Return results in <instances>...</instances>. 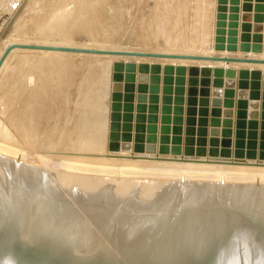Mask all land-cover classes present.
I'll return each mask as SVG.
<instances>
[{"label":"rangeland","instance_id":"1","mask_svg":"<svg viewBox=\"0 0 264 264\" xmlns=\"http://www.w3.org/2000/svg\"><path fill=\"white\" fill-rule=\"evenodd\" d=\"M20 1L0 0V17L7 15L10 18L9 21L7 20L8 18L3 20L2 25H0V52L9 42L38 44L56 42L68 46L75 45L78 47L100 48L105 50L156 51L205 55L218 54L264 58V0H261V9H263L261 11L263 16L261 26L263 28L259 31V34L263 36L261 41L257 39L258 32L253 30V27L256 26V21L252 18L250 21H246L250 24L249 29L242 30L241 28V24L244 22L241 19L243 14L248 12L253 17L256 13L254 10L255 6L260 0H24L19 10L14 11L15 9L13 10L11 3L17 2L18 4ZM246 2H250L252 5L250 11H243V5ZM233 20L234 22H238L236 28L231 25ZM243 37L245 40H243ZM253 37H256L257 40L253 39ZM233 38H235V42L232 41ZM242 42L261 44L263 51L261 53H253L247 50L246 52L240 51L238 46ZM229 44H236L237 50H227V45ZM215 45L221 46L222 48L215 50ZM12 52L6 58L7 61L4 64L6 67L3 66L4 69L0 72V127L4 129H0V133H2V135L0 134V143H3L0 144V146L3 145L0 148L2 150L0 151L2 153H0V206L2 204V197L4 198L10 192L11 182L8 170L11 168L10 164L12 165L16 160L25 163L28 162L37 167L41 166L40 168L41 170L44 169V172L46 170L45 168H47L46 175H48L49 180L56 187L55 190L58 196L61 199L63 198V201L70 203L73 211H79L83 215H85V212L88 215L93 212L94 214L98 213L97 215L99 213L102 214L104 218L101 215H99L100 218H95L97 215L95 214V216L93 214L97 222L99 221L102 224L109 218L108 216H114L113 218H116L115 215H118V213L119 217L121 214L129 215V213L132 217L133 214L137 217H142V215L145 217V215L159 214L161 212V214H165V209L163 208L166 207L167 200L173 197L172 195L176 192L174 186L178 176L175 177L177 171L173 163L189 162L188 160L182 161L180 159L183 157L186 158L185 156L199 158L193 159L192 161L191 159L189 160L191 163L194 162L197 165L195 168V164L193 163V168H195L193 170L194 174L197 173L198 175L202 171L204 173L203 175L200 174L201 176L193 174V178L190 179L188 184L193 185L192 187L196 186V188L203 186L206 190L208 189V184L204 182L210 179V174L207 178L203 179L204 181L201 179L199 180L201 182H199L196 179H200L202 176L204 178L209 173L207 165L212 164V162H217V159L222 160V157H217V159H215L216 157L208 156L200 157L208 152L209 149L211 150L212 147L216 148L217 156H221L223 152H227V155H229L234 150L235 153L237 152V155L244 156L242 159L245 162L240 164H245L246 167H259L260 165L264 167V66H254L244 63L230 64L228 66V68L235 70V74L229 77L223 76L222 78L223 80L232 78L235 81L233 116L231 117L230 126H227L223 117H221L220 131L222 133L223 130L226 134L224 136L219 135L214 139L208 133L203 134L201 132L203 125L199 115L197 116V113L188 111L189 106L199 108L198 100L202 96L199 90L202 86L204 87L202 84H212L213 76L212 74L209 76L201 74L191 75L187 71V68L192 66V64H197L198 66H202L203 64L222 66L220 63L212 64L209 61H193L192 63L191 60L177 62L176 60L111 57L110 55L82 53H76L75 55L74 53L62 52L42 53L39 50L26 49H14ZM117 60L134 61L137 65L142 62L149 64L159 63L161 68L167 63L185 65V72L178 73L176 77L171 73V81L169 82L166 81L168 76L166 77L162 70L160 72L158 82L160 86L158 110L155 113L157 116L155 131L148 130V125L152 123L147 121L150 115L147 109L142 113L145 116L143 122L137 120V116L141 112L136 110L138 104L137 96L139 95L136 86L139 84V72L135 71V79L132 82L134 85L132 91L134 96L133 110L131 111L132 119L125 121L121 109V115L116 120L119 127H121L118 130L119 137L115 139L110 137L112 133L111 114L113 112L111 108L114 84L113 64ZM147 74L150 75V73ZM192 77L196 79L195 83L191 82ZM121 83L124 84V80ZM145 83L149 84V80H146ZM166 84L168 85L166 86ZM191 84H195L193 85L195 92L192 94L189 93ZM181 87L182 91H180ZM166 88L169 89L166 90ZM208 88L210 90L211 85H208ZM163 90L166 91L163 92ZM121 92L124 94L123 89H121ZM189 96L195 97L197 100L196 103H189ZM161 102H163V105ZM121 103L123 104L124 102L121 101ZM145 104L148 106L149 103L146 101ZM206 117L207 120L210 118L209 112ZM127 123L130 126L124 130L123 127L127 126ZM138 127L139 129H137ZM207 128H209L208 124ZM127 130L130 132L129 136H131V139L124 141L122 135ZM166 137V144L160 146L161 144L157 142ZM152 138H154V142L149 140ZM211 139L213 143H210ZM114 141L119 145L127 143L129 149L125 151H121V149H118L119 151L110 150L109 145ZM151 143H153V151L147 149L151 147V145H148ZM136 144L141 146V149L136 150ZM4 146L6 149L3 148ZM7 149L8 151H6ZM11 150H16L14 151L16 154L14 153L13 155V151ZM238 158L240 157L234 158L235 161L241 160V158ZM228 159L226 158L225 161H228ZM75 161L76 165H74ZM171 161L173 165L169 164ZM163 162L165 166H163ZM79 163L84 167L80 166L81 164L79 165ZM131 163L135 164L133 165ZM198 163L200 166H198ZM145 164H149V168H147V165L144 166ZM105 165H108V168ZM135 165L141 168L135 167ZM74 166L76 168L78 166V170ZM88 166H90L89 169ZM150 166H153L154 169H150ZM172 166L175 168L174 172L171 170L175 174L173 176L168 171ZM262 167L258 168L259 173H255L257 171L256 169L251 173V170H248L249 172L246 171L247 174L245 172V175L241 174L239 176L240 178L242 177L241 179H238L239 177L236 176L237 179L232 178L231 180H227L230 184H235L234 186L238 188V191L243 189L241 190L242 192L249 185L251 189L247 188L244 191L245 193L241 192V199L240 196H237L240 200H246L247 202L245 201V206L240 205L239 207V204H237L239 199L234 197L233 194L229 196L232 202L229 198L225 199L226 197H224L223 200L220 195L215 194L213 204H218L221 207L217 205V208H215L214 206V211L216 209L215 212L219 209L221 211L219 210L220 212L211 216V218L215 220L221 219L224 213L222 211L225 208H233L232 206L234 205L237 206H234L236 209L241 208V212H244V214L247 212H249L248 214L256 213L258 207L253 205V209H250L252 208V204H249L248 199L249 197H253L252 195H254L255 189H257L256 186L259 183L256 184V181L253 180H257L260 177L257 178L258 174L260 175L262 172L260 170ZM144 168H147V170ZM197 168H199V172H195ZM117 169L119 171L121 170L122 174L118 175L121 171L117 172ZM128 170L131 172L127 173ZM50 171H54L52 172L53 174ZM57 171L58 173L61 172L60 175ZM167 171L171 175H168ZM54 175L59 176H56L59 179ZM65 175L67 176L66 178H64ZM74 175H78V179L74 178ZM88 178L92 181L91 183ZM70 179H74L75 183H82V180H84V184L86 182L90 184L95 182V186L94 183L92 185L94 186L93 188L90 184L89 186L88 184L81 185L77 183L75 185L80 186V189L78 188L79 186L77 187L79 189L77 191V188L74 187L73 180ZM112 179L118 181L115 182ZM193 179L195 180L193 181ZM126 180L127 183H130L127 184ZM238 182L241 183L239 184ZM252 183L254 186L251 185ZM124 184L126 187L129 186L125 189ZM108 185L111 187V190H109ZM240 185L243 186L240 187ZM122 187L124 190L120 189ZM236 187L234 188L235 190ZM252 187L253 189L255 188L254 191ZM70 190H72V193L76 190L75 193L79 192V196H77V193V195L70 193L71 196L69 197L68 192ZM103 190H106L107 193ZM99 191L100 193H98ZM111 191L113 194H111ZM247 191H249L248 194H246ZM89 192L90 194H87ZM102 193L104 195H101ZM203 194L202 191L199 192L200 196ZM91 195L94 199L92 197L90 198ZM200 196L198 197L200 198ZM216 196H219V198ZM236 199H238L237 202ZM79 201L82 202L79 203ZM220 201H222V205ZM117 203L119 205L116 208ZM198 203L192 205L193 207L191 208L193 209H184L181 211L182 214L181 212L176 213L177 215L175 217L178 214L181 217V220L177 217L179 221H176L180 224L178 223L179 229L176 225V231L179 230L181 232L184 230L182 228H185V224L191 220L192 216L195 217L197 213L200 215V211L204 209V212L206 210L209 211L208 205L202 202L200 203L202 206ZM247 203L250 205L249 207L246 205ZM3 204L5 208L8 207V202L4 201ZM226 204L230 207H227ZM256 207L257 209L254 210ZM116 209L120 211L116 213ZM126 209L132 210L127 211ZM104 211L108 215H104ZM121 211L123 212L120 214ZM195 211L198 212L196 213ZM110 212H112V215H109ZM189 212L191 213L190 215L188 214ZM204 212H202V216L200 215L202 217L201 220L205 217L210 218L209 213L205 214ZM184 214L186 216H183ZM187 215L191 218L189 220L187 218L186 221L184 218ZM125 217L122 218L123 221ZM130 217V220L135 219V217L134 219ZM101 218L106 220L102 221ZM125 220L124 223H127L128 220ZM196 220L198 219L196 218L191 221L196 222ZM114 221L111 224L116 225L118 221L113 223ZM97 222L95 221V227L96 225L99 226ZM119 222L118 227L122 224L121 221ZM165 223L166 220L163 224L161 222L162 225H160L163 226ZM5 228L7 227H0V234L5 231ZM24 236L21 235L19 238L23 242H28V238H24ZM95 247L98 248V246L91 245L89 251L91 253L94 252ZM110 249L112 252H116L115 249L117 250L116 247H110ZM250 255H254L251 247Z\"/></svg>","mask_w":264,"mask_h":264},{"label":"water","instance_id":"2","mask_svg":"<svg viewBox=\"0 0 264 264\" xmlns=\"http://www.w3.org/2000/svg\"><path fill=\"white\" fill-rule=\"evenodd\" d=\"M24 0L11 3L14 11L19 10ZM17 4V5H16ZM16 5V6H15ZM262 3L261 0L255 6L256 13L253 17L246 12L242 16L241 28L249 29L250 24L246 21H250L252 18L256 21V26L253 30L258 32V41L262 40L259 31L262 30L261 21L262 16ZM252 5L250 2H246L243 5V11H250ZM7 15L0 17V25L3 20L7 19ZM235 19V18H234ZM8 21L10 18L7 19ZM233 27L238 26V22L231 23ZM257 35V34H256ZM245 37V35H244ZM243 37V40H245ZM257 37V36H256ZM256 37L253 39L257 40ZM235 42V38L232 40ZM221 46L215 45L214 49H221ZM14 49H26V50H41V51H56L66 53H82V54H99V55H111L121 57H147V58H158V59H177V60H192V61H209L212 64H219L222 66H211L204 65L198 66L197 64L187 68V71L191 75L201 74L209 76L212 74V84H202L199 90L202 95L198 104L201 112L199 118L203 128L201 132L207 134L216 139L217 136H224L226 133L220 129L221 117L227 126L231 125V117L233 116V106L235 100V84L232 78H226L223 80V76L229 77L235 74V70L228 68L230 64H259L264 65V58L248 57V56H229V55H205V54H191V53H175V52H156V51H133V50H105L100 48H89V47H78V46H58V45H47L38 43H10L8 44L0 55V68L4 63L9 53ZM240 51H252L253 53H261L263 47L261 44H249L242 42L238 46ZM227 50H237L236 44L227 45ZM223 63V64H221ZM113 94H112V114H111V129L112 133L110 137L112 139L119 137V127L116 120L121 115V109L123 111V119L130 121L132 119L131 111L133 110V99L132 94L135 79V71L139 72V84L136 86L138 90L137 106L136 110L141 112L137 116V120L143 122L145 119L142 114L146 109L149 112L147 121L152 123L148 125V130L155 131L157 122V116L155 115L158 110L159 101V79L160 72L165 73L166 81H171V73L176 72L184 73L185 66H178L174 69L172 66H166L161 68L159 63H138L129 60H117L113 64ZM258 71V70H257ZM147 73H150L148 75ZM170 73V74H169ZM148 76V77H147ZM191 82H196V79L192 77ZM124 80V84L121 83ZM146 80H149V84H146ZM207 82V81H206ZM168 85V84H166ZM191 84L189 87V93L195 92L194 86ZM208 85H211L209 90ZM124 90V94L121 92ZM169 88H166V90ZM166 90H163L165 92ZM182 91V87L181 90ZM148 93V94H147ZM209 96V97H208ZM121 101L124 103L122 104ZM146 101L149 103L146 106ZM195 97L189 96V103H196ZM164 102V100H163ZM122 105V106H121ZM210 107V108H209ZM190 112L197 113V108L189 106ZM196 110V111H195ZM210 114V118L207 120L206 115ZM125 113V114H124ZM201 115V116H200ZM208 122V123H207ZM128 124V123H127ZM207 124L209 128H207ZM126 125V124H125ZM129 124L124 126L123 129L129 128ZM141 128V127H140ZM139 129V127L137 128ZM129 130L124 132L122 139L129 141ZM154 142V138L149 139ZM126 143V142H125ZM210 143H213L212 139ZM151 147L148 150L153 151V143L148 144ZM110 150H127L129 149L128 144H117L115 141L109 145ZM135 149H141L138 144L135 145ZM216 148L210 150L209 153L216 155ZM227 152H223L221 156L229 157ZM237 155V153H236ZM237 156H241L240 154ZM244 157V156H241ZM242 210L236 208H227L224 210L221 219L215 220L213 218H205L200 221H190L185 224L183 232H187L189 229H193L194 226L202 224L201 230L205 241L199 248L195 247L196 243L193 242H179L178 247L164 248L163 246L154 248L149 253H143L138 257L130 258L128 254H124L120 249H115L116 252L109 253L101 248H96L94 252H90V246H86L83 242L74 240L70 243L57 244L51 241H42V238L38 240L34 239L31 242H23L19 238V233L15 235L10 244L0 241V264H264V219L258 216L256 213L246 215ZM186 230V231H185ZM1 236V235H0ZM197 241L199 240L198 237ZM196 240V239H195ZM198 243V242H197ZM250 247L254 252V255H250ZM162 248H164L162 250Z\"/></svg>","mask_w":264,"mask_h":264},{"label":"bare ground","instance_id":"3","mask_svg":"<svg viewBox=\"0 0 264 264\" xmlns=\"http://www.w3.org/2000/svg\"><path fill=\"white\" fill-rule=\"evenodd\" d=\"M33 42V41H32ZM10 43H16V42H9L8 44ZM25 43V42H24ZM7 44V45H8ZM35 44V43H34ZM47 44V43H46ZM51 45H60V46H68V45H65L63 43H56V42H50ZM50 44H47V45H50ZM63 44V45H62ZM72 44V43H71ZM6 45V46H7ZM5 46V47H6ZM73 46V45H71ZM75 46V45H74ZM81 47V46H80ZM4 50V48L2 49V51ZM2 51L0 52V55L2 53ZM25 51V50H24ZM30 52V51H29ZM37 52V51H35ZM39 52H42V53H52V52H56V51H41L39 50ZM11 53H13L11 51ZM61 53V52H60ZM62 53H66V52H62ZM72 54V53H71ZM76 53H74L75 55ZM111 56V55H110ZM113 57V56H111ZM116 57H121V56H116ZM249 57V56H248ZM9 58V57H8ZM136 58H139V57H136ZM141 58H147V57H141ZM121 59V58H119ZM148 59H153V60H158V58H148ZM161 60V59H160ZM162 60H167V61H173V60H176L177 62L179 61H183V60H177V59H162ZM7 60L5 59L4 63L2 64L1 68H0V72L2 71L3 66L5 64ZM175 61V62H176ZM186 61H190V60H186ZM191 62L193 63V61L191 60ZM196 62V61H195ZM194 62V63H195ZM198 63V62H197ZM196 65V64H194ZM205 65V64H204ZM207 65H210V64H207ZM252 65H259V64H252ZM166 66H172L174 69H176L178 66H185L183 64H173V63H167V64H164L163 65V68H166ZM203 66V65H202ZM214 66V65H213ZM229 66V65H228ZM261 67L264 66V65H260ZM6 67V65L4 66ZM201 67V65H200ZM241 69V68H240ZM175 75V77L177 76L176 72L172 73ZM177 79V78H176ZM168 83V82H166ZM167 86V85H166ZM86 92V91H85ZM46 102V101H45ZM162 105H163V102H161ZM180 107V106H179ZM39 110V109H38ZM45 110V109H44ZM196 111V110H195ZM201 112V109H197V116L199 115L198 112ZM199 112V113H200ZM196 114V113H195ZM201 116V115H200ZM34 118V117H32ZM38 124V123H37ZM0 129H2V127H0ZM4 130V129H2ZM2 135V133H0ZM4 136V135H3ZM167 136V135H166ZM158 141V140H157ZM166 141H167V137L161 141H158L157 143L161 144L160 146H164L166 144ZM6 143V142H4ZM156 143V144H157ZM0 144H3V143H0ZM5 145V144H4ZM3 146V145H1ZM0 146V148H1ZM8 146V145H7ZM6 146V147H7ZM157 146V145H156ZM5 148V146L3 147ZM6 149V148H5ZM16 149V148H15ZM10 150V149H9ZM18 150V149H17ZM2 151V150H0ZM4 151V150H3ZM8 151V149L6 150ZM13 151V150H11ZM16 151V150H14ZM12 152L13 155L15 152ZM19 151V150H18ZM17 151V154L19 153ZM23 151V150H22ZM113 151V150H112ZM116 151V150H114ZM119 151V150H118ZM121 151H125V150H121ZM31 152V151H30ZM233 153H231V155L229 157H223V156H217V155H213L211 153L206 152L204 155H201L200 157H204V156H208V157H216L215 159H217V157H222V160H218L217 159V162H212V164H209L207 165V169L209 168V173L207 174L206 171L204 178L200 177V179H196V181H199L202 179V181H204L203 179L207 178L208 175H209V180L204 183H207L208 184V189L206 190L205 188H203V186L201 187H198L196 188L195 187H192L193 185H190L188 184L190 182V179L193 178V174H194V169L196 168V163L195 164V168H193V163L190 162L189 159H191V161L193 159H199L197 157H192V156H185L186 158H180L182 161L183 160H188L189 162H176V163H173L172 164V161L171 163L169 162L170 165H173L175 168H176V173L177 175H175L174 172L175 171V168L170 167L171 169L168 170L171 172L172 176L173 174L176 176H178V179L176 180L175 182V194H173L168 201L167 205L165 208L164 211H165V214H151V215H148L144 217V215L136 217L134 216L133 214V217L128 214H126L127 216H131L133 219L135 217L134 220H130L129 217L126 218L127 216L126 215H122L121 213L123 211L120 212V214L122 216H126L125 219H127V223L124 221H126L122 218L121 215L120 218L118 215V209L116 213H118V215H115L116 218H113L112 216H108L107 220L106 219H102L103 220H106L105 223L103 222V224L99 221L97 222V220L95 218H100L99 215L102 216V214L99 213V215H96L93 213H91L90 215H88L87 212H85V215L81 214L79 211H73V208L71 206L70 203L66 202V201H63V198L61 199L59 196H58V193L57 191L55 190L56 187H54L53 183L49 180L48 178V175H46V170L48 171L47 168H45V172L43 170H41V166L40 167H37L36 165L34 164H31V163H25L23 161H20V160H16L14 163H12V165L10 164L11 168H9V177H10V182H11V189H10V192L8 193V195L6 194V196H4V198L2 197L1 199V206H0V227L4 226V227H7L5 228V231L4 232H1V236H0V241H3L4 243H7V244H10V242L12 241V239L15 237V235L17 233L21 234V235H25V237L28 238L29 241H32L34 239H41L42 238V241H51L53 243H57L58 245L59 244H64V243H70L74 240H78L80 242H83V244L87 245V246H98V248H101L100 250H104L103 248H106V251L109 253H111L110 251V247H116L117 249H120L124 254H129L130 258H133V257H138L139 255L143 254V253H149L151 252L154 248L160 246V247H164L166 249L168 248H172V247H178L179 246V242H193V243H196L194 246L197 248H199L200 245H202L205 241L204 237H202L203 235V230H201V226L202 224L199 223V225L197 226H194L193 229H189L187 232H183L184 230H182L181 232H179V230L176 231V225H177V228L179 229L178 225L179 224L177 223V217H179V214L177 217H175V215H177L176 213L177 212H181L183 211L184 209H193L191 207H193L192 205H196L198 203V200H199V203H205L206 205L209 206V211L206 210V212L203 211H200V215L202 216V212H204L205 214L209 213V216L210 215H215L216 213L218 214V212L221 211V209H219L217 212L214 211V206L215 208H217L216 206L218 205H215L213 204L214 203V197H215V194L216 195H220L221 198L223 199L224 197H226L225 199L229 198V200L231 201V198L229 197L230 195L233 194L234 197L238 198L237 196H240V199H241V190L243 189H239L240 191H238V188L236 186H234L235 184L233 183H229L227 180H231L232 178H236L239 177L241 174L243 175L246 171L249 172L248 170H251V172H253V170H257L255 171L258 172V168L259 167H262V165H260L259 167H255V166H252V167H246L245 164H240V163H244L245 160L242 159L241 156H237L235 151L233 150L232 151ZM1 153V152H0ZM5 153V152H3ZM8 153V152H7ZM2 154V153H1ZM6 154V153H5ZM16 154V153H15ZM21 154V152H20ZM33 154V153H32ZM108 154V153H107ZM19 155V154H18ZM24 155V154H23ZM110 155V154H109ZM21 156V155H20ZM33 156V155H32ZM36 156V155H35ZM190 157V158H189ZM237 157H240L241 160L239 161H235L234 158H237ZM2 158V157H1ZM4 158V157H3ZM17 158V157H16ZM21 158V157H20ZM25 158V157H24ZM46 158V157H45ZM175 158V157H174ZM223 158H229L228 161H223ZM238 158V159H240ZM23 159V158H22ZM220 159V158H219ZM231 159V161H230ZM1 160V159H0ZM44 160V159H43ZM48 160V159H47ZM35 161V160H34ZM195 161H198V160H195ZM230 161V162H229ZM175 162V161H174ZM210 162V161H208ZM41 163V162H40ZM49 163V162H48ZM76 165V161L74 162ZM122 163V162H121ZM45 164V163H44ZM70 164V163H69ZM68 164V165H69ZM72 164V163H71ZM81 163H79L80 165ZM88 164V163H87ZM133 164V163H131ZM135 164V163H134ZM133 164V165H134ZM166 164H168L166 162ZM199 164V163H198ZM43 165V164H42ZM49 165V164H48ZM47 165V166H48ZM52 165V164H51ZM54 165V164H53ZM67 165V163H66ZM78 165V164H77ZM129 165V164H128ZM147 165V168H149V164H145L144 166ZM169 165V166H170ZM7 166V165H6ZM9 166V167H10ZM46 166V165H45ZM46 166V167H47ZM64 166V165H63ZM82 167H84L82 164L80 165ZM98 166V165H97ZM100 166V165H99ZM108 166V165H107ZM106 165L105 167L108 168ZM131 166V165H130ZM139 167L138 165H135V167ZM163 166L164 165V162H163ZM167 166V165H166ZM200 166V164L198 165ZM2 167V166H1ZM49 167V166H48ZM53 167V166H52ZM65 167V166H64ZM63 167V169H64ZM71 167V166H70ZM75 167V166H74ZM73 167V168H74ZM87 167V166H86ZM90 166H88V169H89ZM102 167V166H101ZM143 167V166H142ZM162 167V166H161ZM202 167V166H201ZM201 167H199L201 169ZM3 168V167H2ZM6 168V167H5ZM67 168H69V166H67ZM72 168V169H73ZM76 168V167H75ZM74 168V169H75ZM78 168V166H77ZM76 168V169H77ZM105 168V169H106ZM110 168V167H109ZM115 168V167H114ZM129 168H132V167H129ZM141 168V167H139ZM147 168L145 170H147ZM154 167L150 166V169ZM167 168V167H166ZM197 168V171L195 172H199ZM203 168V167H202ZM84 169V168H83ZM86 169V168H85ZM92 169V168H91ZM101 169V168H100ZM104 169V167H103ZM111 169V168H110ZM120 169V168H119ZM119 169H117L118 171L117 172H120ZM143 169V168H142ZM159 169V168H158ZM164 169V168H163ZM174 169V170H173ZM178 169V170H177ZM1 170V169H0ZM50 170V169H49ZM53 170V169H52ZM78 170V169H77ZM99 170V169H97ZM107 170V169H106ZM123 170V169H122ZM165 170V169H164ZM162 170V171H164ZM260 170L262 171L260 173V175L258 174L257 176V180H253V181H256V184H257V189H253L254 191V195H252L253 197H249L248 199V202H250L249 204H252V208L250 209H253V205L254 206H257L256 208H254V210H256V214H258L259 217H261L262 219H264V167L260 168ZM3 171V170H2ZM89 171V170H88ZM103 171V170H102ZM101 171V172H102ZM115 171V170H114ZM125 171V169H124ZM129 171V170H128ZM127 173H130L131 171H129ZM161 171V170H160ZM167 171V172H168ZM201 171V170H200ZM51 172V171H50ZM49 172V173H50ZM54 172V171H52ZM51 172V173H52ZM69 172V171H68ZM87 172V171H85ZM109 172V171H108ZM116 172V171H115ZM133 172V171H132ZM166 172V173H167ZM247 172L245 174H247ZM5 173V172H4ZM58 173V171H57ZM61 173V172H60ZM60 173H58L60 175ZM63 173V172H62ZM90 173V172H89ZM98 173V172H97ZM126 173V172H125ZM134 173V172H133ZM136 173V172H135ZM165 173V172H163ZM249 173V174H250ZM53 174V173H52ZM57 174V175H58ZM67 174V173H66ZM102 174V173H101ZM117 174V173H116ZM122 174V171L120 173H118V175ZM169 172H168V175H171ZM203 175V171L198 173L199 176ZM244 174V175H245ZM56 175V176H57ZM105 175V173H104ZM194 175H197L194 174ZM197 175V176H198ZM55 176V175H54ZM55 176V177H56ZM63 176V175H62ZM75 176V175H74ZM73 176V177H74ZM86 176V175H85ZM130 176H132L130 174ZM134 176V175H133ZM196 176V178H197ZM255 176V175H254ZM59 177V176H57ZM56 177V178H57ZM67 176L65 175L64 178H66ZM77 176H75L74 178H77ZM89 177V176H88ZM91 177V176H90ZM113 177V176H112ZM126 177V176H125ZM124 177V178H125ZM136 177V176H135ZM154 177V176H153ZM245 178V176H243ZM87 178V177H86ZM96 178V177H95ZM98 178V177H97ZM100 178V177H99ZM121 178V177H120ZM129 178V177H128ZM195 178V177H194ZM242 178V177H241ZM240 177L238 179H241ZM256 178V177H255ZM59 179V178H57ZM57 179H54V180H57ZM78 179V178H77ZM89 179V178H88ZM87 179V180H88ZM92 179V178H91ZM65 181H67L66 179H63ZM70 180H73L74 182V179H70ZM69 180V181H70ZM98 180V179H97ZM109 180V179H108ZM113 180V179H112ZM122 180H123V177H122ZM121 180V182H122ZM157 180H160V179H157ZM195 179H193L194 181ZM252 180H249V181H252ZM68 181V182H69ZM76 181V180H75ZM78 181V180H77ZM81 181V180H79ZM83 182H77L79 184H84V180H82ZM115 181V180H113ZM112 181V182H113ZM118 181V180H116ZM115 181V182H116ZM150 181V180H149ZM169 181V180H168ZM238 181V180H236ZM243 181V180H241ZM247 181V179H246ZM248 181V182H249ZM54 182V181H53ZM89 182L91 183L92 181H90L89 179ZM161 182V181H160ZM163 182V180H162ZM169 182H172L171 180ZM173 182V184H174ZM201 182V181H199ZM228 182V183H227ZM74 182V185L77 184ZM88 182H86V184H90ZM94 183V186H95V182ZM90 184L91 186L93 185ZM103 183V182H102ZM106 183V182H105ZM118 183V182H117ZM116 183V184H117ZM126 183H127V180H126ZM130 183V182H129ZM127 183V184H129ZM164 183V182H163ZM203 183V182H202ZM239 183V182H238ZM241 183V182H240ZM239 183V184H240ZM59 184V183H58ZM84 184V185H86ZM97 184V183H96ZM104 184V183H103ZM108 184V183H106ZM113 184V183H112ZM110 184V185H112ZM120 184V183H119ZM250 184V183H249ZM255 184V183H254ZM73 185V186H74ZM87 185V186H88ZM89 185V186H90ZM105 185V184H104ZM114 185V184H113ZM123 185V184H121ZM159 185V184H158ZM166 185V184H164ZM172 185V184H171ZM252 186L253 183L251 184ZM4 186V185H3ZM79 186V185H78ZM78 186H74V187H78ZM92 186V188L94 187ZM99 186V185H98ZM106 186V185H105ZM129 186V185H128ZM127 186V187H128ZM169 186V185H168ZM173 186V185H172ZM190 186V188H189ZM239 186V185H237ZM243 186V185H240V187ZM248 186V187H247ZM246 186V189L244 191L247 190V188L249 189V185ZM9 187V185H8ZM58 187V186H57ZM62 187V186H61ZM84 187V186H83ZM109 187V185H108ZM124 187L125 189L127 188L124 184ZM236 187V191L234 188ZM245 187V186H244ZM75 188V189H76ZM80 189V186L78 187ZM77 188V191H79V189ZM82 188V187H81ZM101 188V187H100ZM103 188V186H102ZM111 187H109V190ZM161 188V187H160ZM165 188V187H164ZM171 188V187H170ZM74 189V188H72ZM86 189V188H85ZM105 189V188H104ZM117 189V188H116ZM115 189V190H116ZM120 189H123L120 188ZM204 189V191H203ZM251 189V188H250ZM82 190V189H81ZM87 190V189H86ZM108 190V189H107ZM124 190V189H123ZM158 190V189H157ZM164 190V189H163ZM172 190V189H171ZM174 190V189H173ZM206 190V192H205ZM72 190H70L69 193V197L71 196L70 193ZM76 191V190H75ZM75 191H73L75 193ZM104 191V190H103ZM113 191V190H112ZM111 191V194H113ZM118 191V190H116ZM170 191V190H169ZM203 192L204 194L203 195H199V192ZM236 191V192H235ZM242 192V193H245V192ZM252 191V192H253ZM81 192V191H80ZM93 192V191H92ZM106 192V190L104 191ZM115 192V191H114ZM120 192V191H118ZM163 192V191H162ZM173 192V191H171ZM249 191L246 192V194H248ZM67 193V195H68ZM72 193V195L74 194ZM77 194L79 192H76ZM75 193V195H77ZM86 193V192H85ZM94 193V192H93ZM100 193V191L98 192ZM107 193V192H106ZM105 193V195H106ZM87 194H90L87 193ZM162 194V193H161ZM201 194V193H200ZM75 195H74V198H75ZM101 195H104V193H102ZM158 195V194H157ZM79 196V194L77 195ZM100 196V195H99ZM109 196V195H108ZM113 196V195H111ZM110 196V197H111ZM115 196V195H114ZM117 196V195H116ZM139 196V195H138ZM143 196V195H142ZM155 196V195H154ZM200 196V198L198 197ZM81 197V196H80ZM79 197V198H80ZM84 197V196H82ZM89 198V196H87ZM93 198L94 197L91 195L90 198ZM102 197V196H101ZM219 198V196H216ZM234 197H232L234 199ZM96 198V197H95ZM107 198V196H106ZM146 198V197H145ZM217 198V199H218ZM244 198V197H243ZM252 198V199H251ZM8 199V201H7ZM86 199V198H85ZM101 199V198H100ZM109 199V198H108ZM107 199V200H108ZM125 199V198H124ZM151 199V197H150ZM236 199V202L237 200ZM238 201L237 204H239V207L240 205L241 206H245V201L244 200H240ZM246 199V198H244ZM84 200V199H83ZM89 200V199H88ZM92 200V199H90ZM98 200V198H97ZM95 199V201H97ZM146 200V199H145ZM155 200V199H154ZM221 200V199H219ZM217 200V201H219ZM224 200V199H223ZM250 200V201H249ZM6 201L8 202L7 204V208L4 207V204L3 202ZM86 201V200H85ZM212 201V203H211ZM227 202V200H225ZM82 202V201H79V203ZM120 202V201H119ZM123 202V201H122ZM147 202V200H146ZM184 202V203H182ZM210 202V204H209ZM215 202H216V199H215ZM222 201H220V204L222 205L221 203ZM232 202V201H231ZM235 202V201H233ZM235 202V204H236ZM241 202V203H240ZM247 202V201H246ZM115 203V202H114ZM154 203V202H153ZM228 203V202H227ZM92 204V203H91ZM95 204V203H94ZM98 204V203H97ZM100 204V203H99ZM116 204V203H115ZM122 204V203H121ZM230 204V203H229ZM236 204V205H237ZM84 205V204H83ZM88 205V203H87ZM108 205V204H107ZM119 203H117V206L116 208L118 207ZM202 205V204H200ZM205 205V206H206ZM232 205V204H231ZM248 207L250 205H248V203L246 204ZM91 206V205H89ZM146 206V205H145ZM148 206V204H147ZM190 206V207H189ZM203 206V205H202ZM204 206V207H205ZM219 207H221L220 205H218ZM227 206V204H226ZM229 206V205H228ZM227 206V207H228ZM235 206V205H234ZM232 206L233 208L237 207V206ZM93 207V206H92ZM195 207V206H194ZM211 207V208H210ZM223 207V206H222ZM230 207V206H229ZM238 207V208H239ZM88 208V207H87ZM100 208V207H99ZM103 208V207H102ZM202 208V207H201ZM225 208V207H224ZM75 209V208H74ZM112 209V208H111ZM200 209V208H199ZM227 209V208H225ZM245 209V207H244ZM249 209V211H250ZM81 210V209H80ZM89 210V209H88ZM106 210V209H104ZM127 211L128 210H132V209H126ZM125 210V212H126ZM240 210H242L240 208ZM253 210V211H254ZM83 211V210H82ZM98 211V210H97ZM103 211V210H102ZM114 211H115V208H114ZM139 211V210H138ZM186 211V210H185ZM191 211V210H190ZM73 212V213H72ZM92 212V211H91ZM100 212V211H99ZM109 212V211H108ZM135 212V211H134ZM196 213L198 211H195ZM224 212V211H222ZM104 215H106V211L103 212ZM114 213V212H113ZM128 213V212H127ZM244 213V212H243ZM249 212H247L246 214H248ZM255 213V212H253ZM96 216L94 218V215ZM112 215V212L109 213V215ZM115 214V213H114ZM142 214V213H141ZM144 214V213H143ZM182 214V212H181ZM186 214V213H185ZM183 215V216H186V215ZM189 215L191 214L190 212L188 213ZM83 215V216H82ZM93 217H92V216ZM108 215V214H107ZM193 215V213H192ZM195 215V213H194ZM200 215L197 213L195 217L192 216L189 217L187 215L186 218V221H187V218L189 220V218H191V220H195L196 218L200 219L201 221V218ZM220 215V213H219ZM250 215V214H249ZM85 216V217H84ZM118 216V218H117ZM181 216V215H180ZM183 216H182V219H183ZM208 216V215H206ZM103 217V216H102ZM106 217V216H105ZM130 217V218H131ZM104 218V217H103ZM111 218H112V221H121L122 224L120 227L119 226V223L117 222V227H115L116 225L115 224H111ZM131 218V219H132ZM181 217H179L178 219H180ZM206 218V217H205ZM204 218V219H205ZM209 218V217H207ZM122 219V220H121ZM183 219V221H184ZM97 222V224L99 226L96 225L95 227V221ZM100 220V219H99ZM166 220V223L165 225L161 226L163 224V222H165ZM177 220V221H176ZM181 220V219H180ZM190 220V221H191ZM111 221V222H110ZM115 221L113 223H115ZM189 221V222H190ZM162 222V224H161ZM197 222V221H196ZM101 224V225H100ZM161 224V225H160ZM175 224V225H174ZM161 226V227H160ZM181 229V228H180ZM182 229H185V228H182ZM186 231V230H185ZM178 232V233H177ZM21 235H19V237H21ZM198 237V241H197V238ZM26 238V239H27ZM196 239V240H195ZM23 241V240H22ZM198 242V243H197ZM110 246V247H109ZM162 248V250L164 249Z\"/></svg>","mask_w":264,"mask_h":264}]
</instances>
